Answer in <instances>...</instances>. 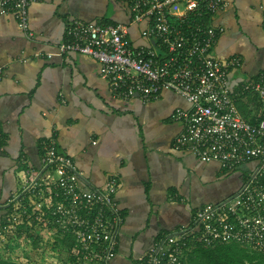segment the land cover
Here are the masks:
<instances>
[{
	"label": "crops",
	"instance_id": "obj_1",
	"mask_svg": "<svg viewBox=\"0 0 264 264\" xmlns=\"http://www.w3.org/2000/svg\"><path fill=\"white\" fill-rule=\"evenodd\" d=\"M225 1L227 6L206 20L219 31L213 55L240 59L230 73L239 87L264 73V0ZM72 19L128 23L130 43L157 46L144 35L147 20L133 21L127 0H36L30 5L33 39L14 16L0 14V64L5 69L0 78V202L42 167V144L53 140L58 151L73 158L85 187L101 189L109 177L119 179L116 198L125 220L111 264H136L160 236L191 227L201 207L232 197L255 162L240 168L247 175L228 180L223 177L233 172L218 162L175 150L183 123L173 114L190 104L170 90L150 101L117 98L96 59L56 53ZM46 53L55 54L49 58ZM237 104L246 119L256 121L261 110L256 96L239 98ZM206 197L218 201L206 203Z\"/></svg>",
	"mask_w": 264,
	"mask_h": 264
},
{
	"label": "built area",
	"instance_id": "obj_2",
	"mask_svg": "<svg viewBox=\"0 0 264 264\" xmlns=\"http://www.w3.org/2000/svg\"><path fill=\"white\" fill-rule=\"evenodd\" d=\"M34 1L0 0V14L14 16L28 39L35 35L30 26ZM127 1L134 22L147 20L144 35L157 41V46L130 43L128 23L72 19L66 22L56 53L96 59L101 76L119 99L138 96L150 101L165 90L185 99L190 107L177 108L173 114L183 123L173 143L175 150L218 162L229 172L255 162L232 197L201 207L191 227L160 236L136 264H185L189 237L195 235L205 246L234 242L264 256V73L234 87L230 73L241 65L240 59L223 61L213 55L219 31L206 17L224 9L226 1ZM54 54L46 53L49 58ZM4 73L0 64V78ZM249 94L260 104L256 121L246 119L237 104ZM42 146V167L0 202V242L7 244L23 233L36 235L34 229L26 232L23 224L38 223L52 236L71 237L74 264H111L125 220L116 198L119 179L111 176L103 188H87L71 156L58 151L53 140Z\"/></svg>",
	"mask_w": 264,
	"mask_h": 264
},
{
	"label": "trees",
	"instance_id": "obj_3",
	"mask_svg": "<svg viewBox=\"0 0 264 264\" xmlns=\"http://www.w3.org/2000/svg\"><path fill=\"white\" fill-rule=\"evenodd\" d=\"M23 225L27 226L26 232L30 229H34L37 232L36 235L30 233L25 235L30 244H32L31 248H34L39 242L47 244V239H51L52 250L57 251V253L65 250L69 264H74L72 239L68 234H65L63 238L51 235V238L49 236L50 233L38 223H25ZM15 237L10 238L7 244H3L7 247V255L4 256L0 253V264H24L12 257L14 249L11 247V243L14 242L13 239ZM184 262L185 264H264V256L255 250L234 242L219 243L212 247L205 246L200 236L195 235L189 237Z\"/></svg>",
	"mask_w": 264,
	"mask_h": 264
},
{
	"label": "rangeland",
	"instance_id": "obj_4",
	"mask_svg": "<svg viewBox=\"0 0 264 264\" xmlns=\"http://www.w3.org/2000/svg\"><path fill=\"white\" fill-rule=\"evenodd\" d=\"M240 173L247 175V172L243 171V169H240L236 172H233L232 176L230 177L225 176L223 178H228V180L229 179L232 180V178L237 179L239 178L237 176H239ZM227 181L223 182V184L230 183ZM208 198L209 197L205 198L206 203L218 201L217 199H214V198L212 199L210 198L208 199ZM49 236L52 238L50 234ZM13 240L14 242L11 243L12 244L11 247L14 249L12 257L20 263H24V264L26 263L28 264H69L67 253L65 250H63L61 253H57V251L52 250L53 248L51 244L52 243L51 239H47V244L40 243V242L37 243V245H35L34 248H31L32 244H30L29 240L26 238L24 233L22 235L16 236ZM38 246L40 247L39 249H38ZM6 248L7 247L0 242V253L4 256L7 255Z\"/></svg>",
	"mask_w": 264,
	"mask_h": 264
}]
</instances>
